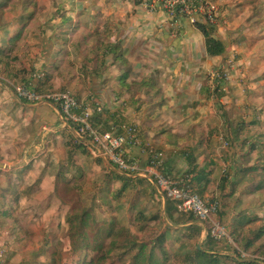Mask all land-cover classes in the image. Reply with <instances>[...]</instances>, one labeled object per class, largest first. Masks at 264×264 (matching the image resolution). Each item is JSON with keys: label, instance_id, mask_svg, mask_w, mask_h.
I'll use <instances>...</instances> for the list:
<instances>
[{"label": "crops", "instance_id": "1", "mask_svg": "<svg viewBox=\"0 0 264 264\" xmlns=\"http://www.w3.org/2000/svg\"><path fill=\"white\" fill-rule=\"evenodd\" d=\"M144 1H40L39 22L45 33L39 36V30L35 31L29 39L27 48L16 58L20 68L10 67L0 74V195L10 196L9 188L14 190L7 220L11 221L9 215L16 216L26 231L25 238L32 236V242L58 239L64 231V210L51 193L55 175L64 181L81 176L83 203L92 207L96 216L101 212L99 219L115 218L145 240L165 234L166 246L177 250L182 244L189 250L191 238L196 240L195 247L203 241L204 230L199 222L184 223L185 218L177 212L165 214L166 204H175L168 203L147 177L120 172L105 158L97 157L95 147L87 142H81L84 148H78L71 128L60 121L55 108L23 103L12 84L27 85L39 93L69 91L88 108L91 117L94 107L104 110L102 120L110 130L115 124H133L141 145L128 149L131 158L144 164L146 148L151 146L162 154V170L172 180L191 182L202 199L218 198L228 203V228L237 211L230 208L231 198L223 199L219 194L220 189L224 196L230 193L229 183L225 182L223 188L220 185L222 173H228L230 182L234 181L231 166L236 161L241 163L240 155L247 151L242 146H249L248 141L264 146V142L249 137L259 118L248 123L245 114L253 104L249 95L258 82L257 75L262 73L258 61L262 58L259 52L264 32L249 22L251 7L244 0H211L220 10L213 28L225 44V53L221 59L209 58L203 36L187 18L173 21L161 11L150 13ZM75 27L96 35L98 48L89 41L86 52L76 51L69 39ZM63 51L66 57L62 64L70 73L64 70L54 76L52 67ZM232 55L235 65L228 68L226 61ZM225 68L230 75L228 82H223L224 93H219L212 76ZM151 77L159 91L153 99L139 87L143 79ZM243 120L246 125L242 127ZM239 129L238 138L230 144L232 132ZM221 140L228 141L226 149ZM259 148L251 158L264 149ZM261 192H254L260 203L264 199ZM58 212L61 217L55 224ZM170 219L179 224L174 225ZM190 225L201 227L198 239L184 230ZM179 233L183 235L181 244L176 240ZM62 239L66 245L67 239ZM215 247L220 254H230L223 244ZM11 248L15 251L14 245ZM10 256L6 255V264Z\"/></svg>", "mask_w": 264, "mask_h": 264}, {"label": "trees", "instance_id": "2", "mask_svg": "<svg viewBox=\"0 0 264 264\" xmlns=\"http://www.w3.org/2000/svg\"><path fill=\"white\" fill-rule=\"evenodd\" d=\"M41 9L37 0H0V20L6 15L12 16L10 20L3 22L5 23L4 28L0 27V31H2L0 38V74L4 73L2 67L8 64L11 65L21 51L25 49L26 43L35 35V31L39 30V36L45 33L39 22ZM195 27L204 38L207 57L221 59L225 53V44L216 37L213 25L198 18ZM69 39L76 51L86 52L89 48V41L95 43L92 44L95 49L99 46L96 35L89 34L85 29H78L77 27L70 33ZM113 49L116 51L117 45L113 46ZM65 57L66 53L63 51L58 63L52 67L51 73L54 76L64 70L70 73V69L64 63L62 64ZM28 87L30 88V86ZM139 87L146 90L145 93L149 94L151 99L159 95L153 77L143 79ZM104 113V110L101 109L98 112L97 108L94 107L93 116L90 118L91 125L98 130L101 129L102 132L110 131V128H107L108 123L102 120ZM245 125L246 123L243 120L241 126ZM117 127L119 126L115 124V128ZM239 134L240 129L232 132L233 141L230 140V144L235 143ZM74 141L77 142L78 148H84V144L79 140L74 139ZM247 143L249 145L247 151L240 155L241 163L238 161L232 163L231 173L235 177L234 181L230 182L229 175L222 173L220 187L223 188L225 182H228L230 186V193L226 196L222 194L220 189L219 194L223 199H230L235 193L236 186L248 174L264 175V165H257V163L264 164V155H261L259 151V155H256L254 159L251 158L253 151L260 149L259 147H264L263 144L260 145L254 141H248ZM230 144L228 145L229 149ZM252 159L256 165H249ZM81 178L80 176L79 179L64 181L59 175H55L52 179L51 193L58 202L60 209L64 210L62 222L65 228L60 238L52 240L50 243L44 241L43 246L40 247V255L47 257L46 264H258L250 259H242L236 251L231 253L227 246L225 250L235 258L228 254H220V250L215 247L218 243L208 236L203 239L201 250H197L195 246L187 250L188 248L181 244L183 235L179 233L180 235L176 240L181 245L179 244L180 246L175 250L168 245L166 246L167 236L165 234L145 240L133 234L130 228L122 225L115 218L109 220L99 219L93 208L85 205L82 201ZM189 183L191 184V182ZM260 189H264V179L260 180L259 184L253 187L249 193L252 194ZM167 202L169 203V201ZM228 207L229 205L226 202L221 204V210L218 213V219L221 223L227 221L225 208ZM232 209L235 208L232 207ZM176 212L175 206L166 204L165 214L167 213L170 216ZM178 215L185 218L184 223L198 222L190 214L178 213ZM181 218L180 221H182ZM170 220L174 225L179 224L177 220ZM228 222L231 236L240 252L247 256L264 257V215L257 216L237 210ZM167 230L171 229L167 228ZM184 230L197 239L201 234V227L198 225H190ZM62 238L67 239L66 245H64ZM191 239L194 240L195 238ZM238 259L245 262H239Z\"/></svg>", "mask_w": 264, "mask_h": 264}, {"label": "built area", "instance_id": "3", "mask_svg": "<svg viewBox=\"0 0 264 264\" xmlns=\"http://www.w3.org/2000/svg\"><path fill=\"white\" fill-rule=\"evenodd\" d=\"M150 13L163 12L164 16L176 21L179 17L187 18L191 25L201 18L208 24L218 23L219 8L211 0H145L143 3ZM235 62L232 55L226 65L231 68ZM228 69L215 72L212 76L215 83V91L224 93V83L228 82ZM224 82V83H223ZM13 91L18 99L31 103L43 101L54 104L66 123L75 129L78 137L88 140L96 149L94 154L103 157L120 172L127 175H142L149 178L155 185L157 192L168 201L175 204L178 213L192 215L202 226L203 235L213 239L218 244L227 246L231 253L236 251L242 259H250L259 264H264V257L247 256L239 251L237 244L231 236L230 230L218 219L221 203L218 198L202 199L192 188L188 181H174L161 167L162 154L152 147L147 146V161L140 164L138 160L131 158L128 149L132 146H140L137 130L134 125L121 124L111 128L110 131H100L90 123L91 113L88 108L80 103L69 91H50L39 93L24 84H12ZM101 108H97L100 112ZM74 136L76 140H80ZM8 248L7 234L2 228L0 220V264L6 259Z\"/></svg>", "mask_w": 264, "mask_h": 264}, {"label": "rangeland", "instance_id": "4", "mask_svg": "<svg viewBox=\"0 0 264 264\" xmlns=\"http://www.w3.org/2000/svg\"><path fill=\"white\" fill-rule=\"evenodd\" d=\"M40 1L43 2V0H37L39 3ZM245 3H247L251 7V18L249 22H253L254 25H257L260 30H262V33L264 32V0H244ZM12 16L6 15L2 20H0V27L4 28L5 23L8 20H10ZM2 36V31H0V38ZM263 49L262 52H259V56H262V58L258 61L261 65V71L262 73L260 75H257L256 78V86H254V89L252 94H250V98H253V104H250L249 112H245L247 114L248 123L253 120V118H259L256 120L257 126L256 130L252 131L249 137H255V141H261L264 142V44L262 45ZM27 48V43L26 47ZM16 62V63H14ZM15 66V67H14ZM11 67V70H15V68H20V61L14 60L11 65L3 66V70H7ZM9 70V69H8ZM230 71V70H229ZM230 75V73H227ZM9 76V75H8ZM10 81L13 79H9ZM255 82V80H254ZM11 84V82H10ZM252 90V89H251ZM259 100V101H258ZM255 118V119H256ZM127 124V123H122ZM133 125V124H129ZM250 125V124H249ZM114 127V126H113ZM258 134H255V133ZM221 146L223 148H227V143L224 141H219ZM225 143V145H224ZM220 146V145H219ZM151 147V146H150ZM248 146H242L241 149H248ZM221 152V151H220ZM264 155V150H262L261 155ZM255 164L256 163H252ZM257 165H264L262 163H257ZM228 174V173H227ZM257 174V173H255ZM264 179L263 174H251L247 176L242 182L241 185L238 186L237 191L235 194L231 197L229 200L230 202V208L234 207L236 210H244L245 212H248L250 214H261L264 215V199H262V203H260V198L258 193L249 194L248 190L252 187V185L259 184L258 182L260 180ZM3 182V180L0 178V183ZM7 182V181H6ZM8 183V182H7ZM10 196L14 195V190L9 188ZM2 194V193H1ZM261 194L264 198V189H262ZM10 196L7 195H0V218L2 223V228L7 234V243L8 248L6 250L7 255H11L9 257V264H46L47 257H43L40 255L39 250L41 243H43V240L41 242L35 241L32 242V236H29L27 239L25 238L24 233L26 232L21 228V226L18 224V218L16 216L13 217V215H9L11 221L9 222L7 220L6 215L10 212L12 209V199ZM12 197V196H11ZM13 198V197H12ZM221 203V201H220ZM222 204V203H221ZM60 208V207H59ZM97 212V211H96ZM57 215L53 221V223H58L61 215L60 213H56ZM102 213L97 212V216L101 217ZM225 225H228L227 221L224 223ZM9 226L8 228H5ZM41 236V235H39ZM38 236V237H39ZM178 237V236H177ZM196 240H193V242H190L188 245L189 249H192ZM51 241L48 240V243ZM14 245V250L11 248V246ZM3 264H6L5 262ZM8 264V262H7Z\"/></svg>", "mask_w": 264, "mask_h": 264}, {"label": "water", "instance_id": "5", "mask_svg": "<svg viewBox=\"0 0 264 264\" xmlns=\"http://www.w3.org/2000/svg\"><path fill=\"white\" fill-rule=\"evenodd\" d=\"M41 104H47V105H50V106H52L53 108H55L56 111H57V114H58V116H59L60 121L63 122V123L65 124V126H68L69 128H71L72 133L74 134V136L78 137V136L76 135V133H75V129L66 123L65 119L61 116L59 110L57 109V107H56L54 104H52V103H50V102H47V101H43V102H40V103L35 104V105L40 106ZM35 105H32V106H35ZM78 138H80V140H81L82 142H87V143L91 144V143H90L88 140H86L85 138H81V137H78ZM91 145L93 146V144H91ZM108 166L111 167L110 164H108ZM144 177H146V176H144ZM148 179H149V178H148ZM203 239H204V235H203ZM201 244H202V240H200V241L197 243V245H196V249H197V250H201ZM228 255H230L232 258H235L232 254H228ZM238 261H239V262H245L244 260H239V259H238ZM258 264H259V263H258Z\"/></svg>", "mask_w": 264, "mask_h": 264}]
</instances>
